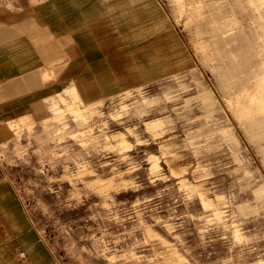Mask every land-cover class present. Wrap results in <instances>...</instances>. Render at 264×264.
Returning a JSON list of instances; mask_svg holds the SVG:
<instances>
[{"label":"rangeland","instance_id":"1","mask_svg":"<svg viewBox=\"0 0 264 264\" xmlns=\"http://www.w3.org/2000/svg\"><path fill=\"white\" fill-rule=\"evenodd\" d=\"M205 1L207 17L235 21L232 42H264V0H238L242 15ZM128 14L106 61L0 116V196L16 204L0 264H264V139L233 113L175 0Z\"/></svg>","mask_w":264,"mask_h":264},{"label":"crops","instance_id":"2","mask_svg":"<svg viewBox=\"0 0 264 264\" xmlns=\"http://www.w3.org/2000/svg\"><path fill=\"white\" fill-rule=\"evenodd\" d=\"M141 2L11 0L12 8L0 7V116H17L22 102L46 98L49 85L80 79L81 63L106 61L109 39L123 35L128 5ZM4 204L0 196V228L7 229L16 204Z\"/></svg>","mask_w":264,"mask_h":264},{"label":"bare ground","instance_id":"3","mask_svg":"<svg viewBox=\"0 0 264 264\" xmlns=\"http://www.w3.org/2000/svg\"><path fill=\"white\" fill-rule=\"evenodd\" d=\"M129 1L135 2L139 0ZM249 1L259 10L257 4L259 0ZM175 3L177 10L185 14L186 23L194 28L195 35L198 37L197 48L204 53L214 55L218 59L220 63L221 88L228 95L229 106L233 113L238 118L243 119L244 125L250 128L256 137L264 139L262 135L264 133V54L261 52L264 49V42L261 41V33L255 31L251 35H245L238 31L236 42H232L228 38V27L235 25V21L231 20L227 22L217 16L207 17V1L187 0L185 2L175 0ZM234 3V6L227 14L242 15L243 11L249 9V6L242 1L237 4L238 0H234ZM154 5L152 4L151 9H149L152 12L155 9ZM160 23L161 25H165V19L162 18ZM206 34H210L211 39H205L204 36ZM230 44L231 47L228 48L227 46ZM127 73L126 80L129 82V76L132 73ZM205 101L206 103H210L208 100Z\"/></svg>","mask_w":264,"mask_h":264}]
</instances>
